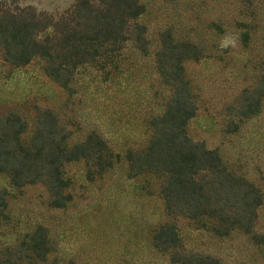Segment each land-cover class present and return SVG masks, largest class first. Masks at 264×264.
I'll list each match as a JSON object with an SVG mask.
<instances>
[{
	"label": "rangeland",
	"instance_id": "1",
	"mask_svg": "<svg viewBox=\"0 0 264 264\" xmlns=\"http://www.w3.org/2000/svg\"><path fill=\"white\" fill-rule=\"evenodd\" d=\"M74 1L0 0V4L11 10L28 5L59 15ZM142 1L146 10L138 22L147 29V55L138 56L139 51L128 48L109 78L84 66L66 88L44 73L42 59L14 66L0 53V115L20 113L28 121L25 138L33 133L37 112L48 108L65 125L69 145L97 132L117 157L92 178L85 159L67 162L64 194L69 200L62 207L51 205L43 183L14 186L1 173L6 206L0 209V258L42 226L50 252L41 264H172L170 251H159L152 242L155 229L169 221L182 251L209 255L221 264H264V245L240 229L219 236L185 217L168 216L160 179L149 173L131 175L125 157L127 151L147 144L148 120L162 109L167 91L158 89L153 52L160 35L169 31L174 41H189L202 50L199 59L182 62L197 103L186 132L194 141L217 149L233 173L262 191L254 230L264 231V96L257 113L238 116L244 89L264 87V0ZM225 39L233 43L222 48Z\"/></svg>",
	"mask_w": 264,
	"mask_h": 264
},
{
	"label": "trees",
	"instance_id": "2",
	"mask_svg": "<svg viewBox=\"0 0 264 264\" xmlns=\"http://www.w3.org/2000/svg\"><path fill=\"white\" fill-rule=\"evenodd\" d=\"M145 10L142 0H75L59 15L28 5L11 10L0 4V53L14 66L42 59L44 73L66 88L84 66L94 67L106 79L118 71L128 48L139 51L138 56L147 55V29L138 22ZM201 55L202 50L192 42L174 41L169 31L160 35L153 68L159 91L167 93L161 111L148 120L151 134L147 144L125 155L129 172L160 179L168 216L185 217L219 236L240 229L254 243L264 245V231L254 230L262 191L233 173L217 149L194 141L186 132L197 103L184 78L182 62ZM263 96L264 87L244 89L238 116L257 113ZM27 128L28 121L16 111L0 115V174L5 173L14 186L43 183L52 206L62 207L69 200L64 194L67 162L85 159L92 178L117 158L97 132L69 145L66 127L52 109L37 112L28 139ZM5 206V193L0 191V209ZM152 242L155 249L170 251L172 264H221L215 257L182 251L176 228L169 221L155 229ZM49 252L47 231L39 226L18 247L7 249L0 264H41Z\"/></svg>",
	"mask_w": 264,
	"mask_h": 264
},
{
	"label": "clouds",
	"instance_id": "3",
	"mask_svg": "<svg viewBox=\"0 0 264 264\" xmlns=\"http://www.w3.org/2000/svg\"><path fill=\"white\" fill-rule=\"evenodd\" d=\"M233 43V41L225 39L222 44L220 45L222 48H226L229 46V44Z\"/></svg>",
	"mask_w": 264,
	"mask_h": 264
}]
</instances>
